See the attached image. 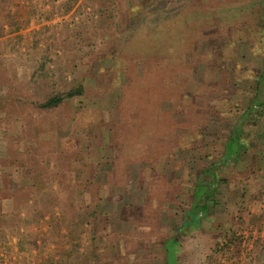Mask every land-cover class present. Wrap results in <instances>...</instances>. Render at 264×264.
I'll use <instances>...</instances> for the list:
<instances>
[{
	"label": "rangeland",
	"instance_id": "374dc122",
	"mask_svg": "<svg viewBox=\"0 0 264 264\" xmlns=\"http://www.w3.org/2000/svg\"><path fill=\"white\" fill-rule=\"evenodd\" d=\"M64 1L12 0L11 11H32L21 19L0 6V264H167L175 237L179 264H246L264 242V119L249 149L242 141L239 157L221 158L240 115L264 100V52L237 40L223 59L218 28L185 46V66L153 82V60L129 61L127 38L157 30L130 10L142 0H74L68 12ZM240 13L225 15L236 25L223 32L250 26ZM79 86L83 94L40 106ZM143 86L148 97L136 105L129 93ZM130 109L139 120L127 123ZM132 125L148 131L139 147ZM210 171L220 179L195 209L196 184Z\"/></svg>",
	"mask_w": 264,
	"mask_h": 264
},
{
	"label": "trees",
	"instance_id": "16d2710c",
	"mask_svg": "<svg viewBox=\"0 0 264 264\" xmlns=\"http://www.w3.org/2000/svg\"><path fill=\"white\" fill-rule=\"evenodd\" d=\"M232 2L233 0H142L139 1V3L132 5L130 10L132 12L142 14L144 18L146 17V15H149V19L151 21L149 25L157 27V30L154 34L152 33V36H150L148 40L144 39L140 41L138 39L139 41H137L135 35H133L134 37L127 38V40L129 41L128 47L130 51H132V56H130L129 61L135 59L141 61L142 58H144L146 60H153L152 63L155 62V64H157L156 60H158L159 62L156 69H154V65L152 70L151 63L147 65L148 68L146 69L145 74L148 79H151L154 82L158 76L161 75L162 78H165L164 76L167 74H172L173 72L176 73V67L186 65V54L184 53V49L186 48L185 46L188 43H194V41H197L198 38H202V40H204L209 37V33L211 31L219 30L221 28L222 31H219L220 33L217 34V36H219L217 38V41L219 43V54L223 59H225V50H228L230 45H232L237 40L252 42L254 50L257 49L258 51L264 52V0H243L240 3L239 10L232 8ZM73 3L74 0L64 1L62 5L64 6V11L68 12L72 8ZM14 4L15 6H17V8L11 11V6H13L12 0H0L1 8H4L5 6L7 7V12L9 13L8 16H12L16 19H21L22 15L25 12H32L28 5L19 4L18 6L17 3ZM53 10H55V8H53ZM157 13H159V15H156ZM238 13H240V16L246 18L245 21L250 20V28L248 27L246 30H242L240 32L237 30H234L231 33L223 32L230 23L233 26L236 25L232 23V20L225 18V15ZM150 14H153V16L150 17ZM155 22H157V26L156 24L154 25ZM137 42H139V47L137 45ZM260 74L264 77V65L261 69ZM177 81H181V79H177ZM126 90L127 86L125 85L123 86L124 94H126ZM84 92L85 89L83 86L72 88L66 91H60L48 97L45 101L41 102L40 106L46 109L55 108L63 103L65 99L81 95ZM144 93L146 94V96L143 97L147 99L148 95L146 90L144 89V86L143 89H140L139 91L133 90L129 93V95H131L130 99L132 101H135L137 105L138 102H141V94ZM177 94L186 96L187 92L179 87ZM155 96L156 94L153 93L150 99H154ZM236 102H239V100ZM176 104L178 105V103ZM183 104L184 103H181L179 105L182 106ZM233 104L234 103L232 101L228 102L230 113L234 112ZM255 104L258 105L257 109L254 111L252 110V108L255 106ZM131 108H135V105H132ZM249 109L250 115L248 113H243V115H240V118L242 117L243 126L241 127L235 124V126L233 127V133L226 143L225 152L221 158L222 160L224 159L223 161H225V158L228 157H239L241 149L240 144L242 141H246V143L248 144V149L252 146V143L248 142V136L250 135L249 131L251 130V127L252 130L254 129L256 131L255 127L253 126H255L258 121L264 119V100L261 101L260 99L253 98L252 104H250ZM123 114H125L122 117H125L124 122L126 121L128 123L134 122L137 119L139 120V112L133 109H130L128 111L124 110ZM154 117L155 116H153V120H151L152 127H154V123L157 121V119ZM151 121H149V123ZM122 125L123 123L119 121L118 124L114 127L116 128L115 130L118 129V126ZM149 126H151V124ZM244 126H246V128L247 126H249L250 129L246 131V128H244ZM130 127L131 130L129 129L130 132L128 133L129 140H134V143L138 147L140 143L143 144L147 141L148 138L146 136L148 134V131L146 133L144 128L134 129L133 125ZM241 128H244V130L241 131ZM151 146L152 145L144 144L142 148L143 151H148V153L146 154H150L152 156V153H154V155L155 153H158L156 148L159 147ZM201 175L202 177L200 180H202V182L198 180L196 184L194 208L197 209L198 207L202 208L201 210H204L206 203H203L201 206H198L197 204L201 199L206 200V198L211 195V190L215 188L220 177L216 171H210L209 173H203ZM24 220L25 217H22V221ZM87 220H89L88 217L86 219L84 218L80 223L83 224ZM235 236L236 234L226 240L222 248L230 247L234 240L238 239ZM170 240L175 241L174 244H176L177 246H172V251L168 249V247H166L167 264H179L178 252L181 248L180 242L176 237ZM94 241L95 244H93V247L98 248L101 246L100 243L103 242V238L100 239L98 235H96V238L93 239V242ZM254 246H256V243L254 244ZM254 248L250 250L249 257L247 256L246 264H264V242H262L258 247L260 249H256V253L253 251ZM242 263L243 260L238 259L234 261L233 264Z\"/></svg>",
	"mask_w": 264,
	"mask_h": 264
}]
</instances>
